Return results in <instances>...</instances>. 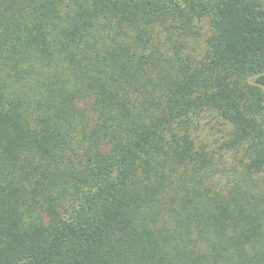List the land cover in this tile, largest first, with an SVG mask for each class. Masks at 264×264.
Here are the masks:
<instances>
[{
	"label": "trees",
	"instance_id": "obj_1",
	"mask_svg": "<svg viewBox=\"0 0 264 264\" xmlns=\"http://www.w3.org/2000/svg\"><path fill=\"white\" fill-rule=\"evenodd\" d=\"M0 264H264V0H0Z\"/></svg>",
	"mask_w": 264,
	"mask_h": 264
}]
</instances>
